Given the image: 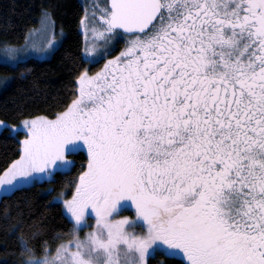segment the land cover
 I'll list each match as a JSON object with an SVG mask.
<instances>
[{
	"label": "snow or ice",
	"instance_id": "1",
	"mask_svg": "<svg viewBox=\"0 0 264 264\" xmlns=\"http://www.w3.org/2000/svg\"><path fill=\"white\" fill-rule=\"evenodd\" d=\"M92 7L85 32L103 43L85 41L63 110L0 120L23 132L0 193L67 177L85 157L50 197L67 230L34 221L16 234V264H264V0ZM53 24L44 10L45 43L4 42L0 63L47 55Z\"/></svg>",
	"mask_w": 264,
	"mask_h": 264
},
{
	"label": "trees",
	"instance_id": "2",
	"mask_svg": "<svg viewBox=\"0 0 264 264\" xmlns=\"http://www.w3.org/2000/svg\"><path fill=\"white\" fill-rule=\"evenodd\" d=\"M44 10L51 14L56 28L64 29L65 35L49 58L32 57L16 69L0 63V119L8 123L17 124L23 115L61 111L72 96L70 81L79 70V57L84 47L80 28L81 17L85 14L82 0H0V45L4 42L23 44L29 30L39 25ZM119 44L111 55L121 49L122 44ZM102 64L103 60L88 65L89 71H95ZM26 67L30 71L24 72ZM22 137L23 132L13 134L7 127L0 129V170L17 158V141ZM72 158L77 163L67 177L57 174L51 181L35 183L0 198V264H16L20 259L13 254L19 250L16 234L23 230L28 235L29 225L34 221L43 223L50 232L67 230L59 207L50 203V197L62 187L67 191L68 178L81 170L80 164L85 157ZM50 187L56 191L49 195L46 193ZM170 264L178 262L170 261Z\"/></svg>",
	"mask_w": 264,
	"mask_h": 264
},
{
	"label": "rangeland",
	"instance_id": "3",
	"mask_svg": "<svg viewBox=\"0 0 264 264\" xmlns=\"http://www.w3.org/2000/svg\"><path fill=\"white\" fill-rule=\"evenodd\" d=\"M105 2H106V0H82V3L85 6V9H87L88 14H89L88 17H87V23H82L81 22V25H80L81 31H82L83 36H84V45H85V41L87 40V42L90 43V44L91 43H95L97 45H101L102 46L103 42L101 40H94L93 37H92L91 31L85 32V28L87 27L88 29H90L91 26H92L91 21L94 19V17L91 15L92 12L94 11L92 6L94 4H96V5H99V6L102 7L105 4ZM41 27H42V15L40 17L39 25L37 27L31 28L29 30L28 34H27L28 40H30L32 43H34L36 45V47H38V48L41 47L45 43L46 37L51 35V32H46V33L39 32V29H41ZM52 31H54L56 36H57V40L54 42L56 44V47L53 48L47 55H45V56H37L36 58H39V59L49 58L52 55V53L54 52V50L60 45V43H61V41H62V39L64 38V35H65L64 29L56 28V26L53 24ZM129 38L130 37H128L126 35L115 38V40H114V51H115V49L117 47L120 46L119 43L122 44L121 48H123L125 46V41L127 39H129ZM25 42H26V40H25ZM23 44H21V45H23ZM114 51H112L111 53H113ZM118 52H116L114 55H116ZM111 53H110V55H111ZM6 123L9 124V125H13L12 123H8V122H6ZM0 129H2V128H0ZM3 195H4L3 193H0V198ZM132 214L133 213L131 211H125V212L121 213V215H128V216H131ZM90 223H94V220L90 221Z\"/></svg>",
	"mask_w": 264,
	"mask_h": 264
}]
</instances>
